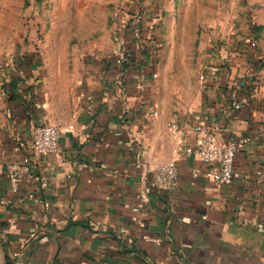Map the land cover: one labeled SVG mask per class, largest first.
<instances>
[{
	"label": "crops",
	"instance_id": "0c3cea01",
	"mask_svg": "<svg viewBox=\"0 0 264 264\" xmlns=\"http://www.w3.org/2000/svg\"><path fill=\"white\" fill-rule=\"evenodd\" d=\"M139 6L127 25L139 23L142 43L125 32L93 50L53 98L2 88L0 264H264V92L249 63L251 36L203 54L195 91L181 96L159 64L162 4ZM120 50L131 51L125 74L113 65ZM42 123L61 127L55 154L31 150ZM200 125L219 143L244 141L232 183L219 184L213 166L182 155L178 189L155 187L153 170L177 146L195 147ZM11 164L20 169L16 190Z\"/></svg>",
	"mask_w": 264,
	"mask_h": 264
},
{
	"label": "rangeland",
	"instance_id": "374dc122",
	"mask_svg": "<svg viewBox=\"0 0 264 264\" xmlns=\"http://www.w3.org/2000/svg\"><path fill=\"white\" fill-rule=\"evenodd\" d=\"M144 1L0 0V137L5 132L2 88L25 87L36 97L49 93L53 98L56 89L72 84L73 68L85 55L125 34ZM159 1L163 8L159 64L168 70L169 87L176 83L181 96L195 91L203 54L233 48L240 35H249L256 54L249 63L256 67L254 81L263 94L264 0Z\"/></svg>",
	"mask_w": 264,
	"mask_h": 264
},
{
	"label": "built area",
	"instance_id": "2783aa9c",
	"mask_svg": "<svg viewBox=\"0 0 264 264\" xmlns=\"http://www.w3.org/2000/svg\"><path fill=\"white\" fill-rule=\"evenodd\" d=\"M126 32L128 34L127 37L135 46L142 43V28L139 23L131 24L129 27L126 25ZM148 43L150 53L155 56L159 51V44L153 38L149 39ZM130 53L131 51L123 53L120 50V52L113 55V65L122 74L129 71ZM149 64L152 66L154 62H149ZM34 108H41L39 102L35 101ZM171 129L172 132H175L176 125L172 124ZM197 131L200 136L196 141L195 147L177 146L172 150V158L153 170L151 182L155 187L169 192H175L178 189L179 172L177 160L182 155H196L204 164L213 166L215 172L212 178L219 184L229 186L232 183L235 155L238 147L244 141L219 143L213 131L205 125L198 126ZM60 132L61 127L55 124L42 123L35 125L31 133V150L35 154H55L58 151ZM6 176L11 188L16 190L20 183V169L15 165H8L6 167Z\"/></svg>",
	"mask_w": 264,
	"mask_h": 264
}]
</instances>
